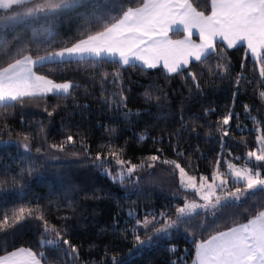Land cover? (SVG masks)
<instances>
[{
    "label": "trees",
    "instance_id": "16d2710c",
    "mask_svg": "<svg viewBox=\"0 0 264 264\" xmlns=\"http://www.w3.org/2000/svg\"><path fill=\"white\" fill-rule=\"evenodd\" d=\"M209 2L191 0L193 7L206 15ZM128 6L130 0H84L54 20L36 17L0 22V70L24 55L37 59V50L48 48L49 42L55 51L70 47L85 27L92 28L86 20L118 16ZM6 15L1 10L0 21ZM182 35L175 32L171 38ZM217 44L218 56H212L207 64L191 62L182 75L168 74L162 68H119L126 108L119 106V88L111 83V75L101 84L103 73L118 69L110 62L36 66L35 74L56 83L71 82L75 87L63 98L55 94L25 97L23 103L0 107V213L11 216L19 207L38 205L50 225L57 227L63 226L62 217L70 216L65 238L80 249L76 264H112L113 256L118 264H193L194 238L199 243L254 218L264 210V193L257 192L252 198L251 192L246 193L243 200L212 217L205 213L190 217L191 223H181L168 234L154 237L155 242L139 252L133 237L137 230L141 239H147L135 224L137 218L151 220V214L167 211L175 219L174 209L183 207L185 198L203 203L193 191L180 187L179 170L162 161H175L190 176L199 180L204 176L211 183L213 172L225 173L229 161L253 166L254 158L249 160L247 152L258 151L264 133L261 65L244 46L228 49ZM225 54L229 71L215 75V65ZM189 70L196 74L199 89L188 76ZM146 93L159 100H147ZM229 112L233 119L222 125L221 118ZM224 129L228 136L222 137ZM68 136L74 144L67 142ZM110 146L120 158L144 163V168L133 173L140 178L138 183H113L110 176L92 167L88 155L95 157L99 152L102 159L113 160ZM152 155L160 160L149 161ZM149 163L155 167L149 168ZM109 167L114 172L119 165ZM260 171L264 177V168ZM236 186L230 179L226 188L235 192ZM217 195L224 204L226 193L218 190ZM199 224L207 231L197 228ZM8 225L0 223V240L8 237L0 257L30 249L38 255L43 251L53 264H63L61 253L40 247V221L9 220Z\"/></svg>",
    "mask_w": 264,
    "mask_h": 264
},
{
    "label": "snow or ice",
    "instance_id": "6c2138e0",
    "mask_svg": "<svg viewBox=\"0 0 264 264\" xmlns=\"http://www.w3.org/2000/svg\"><path fill=\"white\" fill-rule=\"evenodd\" d=\"M82 3L83 0H0V10L8 13L0 22L29 17L54 20L60 14ZM130 3L131 6L123 8L118 16L94 17L86 20V24H92V28L85 27L81 38L70 47H62L59 51H55L49 42L48 48L37 50L36 60L29 55H24L23 59H16L15 63H9L7 67L0 70V107H12L13 102L23 103L25 97H43L48 93L61 98L71 95L70 90L75 87L73 83H56L44 76L36 75L33 66L89 61L95 64L110 62L118 66L117 71L111 74L103 73L101 84L108 81L111 75V83L119 88L116 93L121 102L119 106L126 108L127 97L123 95L122 74L119 68L124 66H139L142 69L161 67L166 69L168 74L182 75L183 70L193 60L207 64L212 56L219 55L217 38L220 45H226L227 48L246 46L253 61L261 65L259 76L264 83V55H262L264 53V0H210L207 15L205 11L193 7L191 0H130ZM174 28L176 32L183 30L187 33L183 40L173 41L169 38L168 33ZM194 29L200 43H194L192 40ZM41 51L45 54L40 55ZM215 69V75L224 76L228 73L229 63L226 54L220 56ZM188 76L194 86L199 89L200 84L196 74L189 70ZM236 86H240L239 77H237ZM145 96L149 101L159 100V97H152L148 93ZM259 96L264 100V91L259 92ZM245 108L246 111H250L247 105ZM125 115H131V113H125ZM232 119L233 113L229 112L221 118V124L228 125ZM221 136H228V130L224 129ZM145 138L147 137H140L141 140ZM67 142L75 143L72 136L67 137ZM259 143L262 147L258 151L247 152L249 160L254 158L253 166L241 169L235 164H227L234 184L237 185L235 192L228 191L226 188L228 181L223 173L214 171L212 183H208V178L202 176L201 183L197 186L196 178L188 176L185 169L178 163L162 161L164 164H172L174 169L179 170L180 187L185 190L191 189L203 203H197L194 200L189 202L185 198L184 206H177L174 209L175 219H172L167 211L151 214V220L147 217L143 221L137 218L135 224L138 229H143L147 237L146 240L141 239L139 231H133L134 241L138 245L137 251L154 243V237L168 234L171 229L178 228L181 223H191L192 221L188 219L190 217L198 218L204 213L215 216L216 212L240 201L246 193H252L249 198L254 197L257 192L264 193V177L260 171L264 168V137L260 138ZM23 147L26 151L28 150L27 144ZM82 147L87 154V147L84 145ZM221 147L223 148V143ZM60 150L63 149L60 148ZM37 151L40 150L37 149ZM110 154L113 157L111 162L107 156L102 159V154L99 152L95 157L88 155V160L93 168L102 170L105 176H110L113 183L122 186L127 182L138 183L140 178L133 173L138 168H144V163L137 165L120 158L117 152L111 151V146ZM147 159L156 162L160 160V157L152 155ZM110 164L119 165V168L113 172L110 170ZM148 167H155V163H149ZM217 189L221 193H226L224 204H221V196L217 195ZM229 197L232 199L229 200ZM129 215L131 216L132 213L130 212ZM70 219V216L62 217L64 223L60 227L55 224L50 225L38 205L19 207L11 216L0 213V223L7 226H10L9 220L13 223L25 220L40 221L39 226L43 229L39 241L40 247H49L51 251L61 253L63 264H76L80 258L78 246L65 238L69 234L67 222ZM196 227L207 231L204 224L196 225ZM7 240V236L0 240V250ZM193 243L197 257L193 264H264V210L259 211L247 223H241L227 231H220L199 243H196L194 238ZM172 250L175 251V249ZM24 254L28 257V264H41L42 260L44 264H53L43 251L39 252L38 258L37 253L29 249H20L19 253L12 252L9 256L0 257V264H17V258ZM111 260L112 264H118L115 256Z\"/></svg>",
    "mask_w": 264,
    "mask_h": 264
},
{
    "label": "rangeland",
    "instance_id": "374dc122",
    "mask_svg": "<svg viewBox=\"0 0 264 264\" xmlns=\"http://www.w3.org/2000/svg\"><path fill=\"white\" fill-rule=\"evenodd\" d=\"M83 1H84V0H83ZM30 18H32V17H29V19H30ZM24 19H28V18H24ZM35 60H36V59H35ZM34 66H35V65H34ZM34 66H33V71H34ZM35 67H36V66H35ZM163 70H164V69H163ZM261 137H264V133H261L260 138H261ZM5 144H6V143H3V145H5ZM260 147H262L261 144H260ZM258 154H259V152H258ZM228 163L235 164L237 168H241V169L245 168L246 166L250 167L249 165H239V164H236V163H234L233 161H229V162H227V164H228ZM187 174H188V173H187ZM223 174L228 176V177H225V176H224V178H226L227 181H228L227 185L229 184L230 179L233 181L232 174L228 171V168H227V167H226V172L223 173ZM188 176H190V175L188 174ZM185 179H187V177H185ZM233 182H234V181H233ZM196 183H197V186H199V184L201 183V180H199V179L196 178ZM208 183H211V182L208 181ZM217 183H218V181H217ZM187 190L192 191L191 189H187ZM218 190H219V189H217V193H218ZM219 195H220V194H219ZM244 197H245V195H243V196L241 197L240 201L243 200ZM222 202H224V201H222ZM197 211H199V209H198ZM216 213H217V212H216ZM205 214H208V213H205ZM208 215L212 217V215H210V214H208ZM29 250H30V249H29ZM19 251H20V250H19ZM19 251H18V253H19ZM31 251L34 252L33 250H31ZM8 256H9V255H8ZM37 256H38V258H39V255H38V254H37ZM17 264H28V257H27V255L24 254V255H21L20 257H18V258H17ZM41 264H44L43 261H41Z\"/></svg>",
    "mask_w": 264,
    "mask_h": 264
},
{
    "label": "crops",
    "instance_id": "0c3cea01",
    "mask_svg": "<svg viewBox=\"0 0 264 264\" xmlns=\"http://www.w3.org/2000/svg\"><path fill=\"white\" fill-rule=\"evenodd\" d=\"M1 11V10H0ZM176 27H181V26H176ZM176 31H175V28L172 30V31H170L169 33H168V36H169V38L170 39H172L171 38V34L172 33H175ZM180 33H182L183 35L181 36V37H177L176 39H172L173 41H175V40H183L184 38H185V36L187 35V33L186 32H184L183 30H181L180 31ZM193 37H192V40H193V42L194 43H200V41H199V39H198V37H197V35H196V30L194 29L193 30ZM217 43H220V41H219V38H217ZM225 47H226V45H224ZM240 46H243V45H238L237 47H240ZM236 47V48H237ZM245 48H246V46H244ZM227 48V47H226ZM228 49H234V48H228ZM246 50H247V52H249V50L246 48ZM250 55V54H249ZM251 56V55H250ZM252 58V57H251ZM253 59V58H252ZM33 60H35V59H33ZM192 62H196V61H192ZM190 65V64H189ZM188 65V66H189ZM36 66V65H35ZM35 66H34V68H35ZM187 66V67H188ZM157 68H161V67H157ZM163 69V68H162ZM164 71L165 72H167L166 71V69H164ZM173 74H175V73H173ZM37 75V74H36ZM50 94H53V93H48L47 95H50ZM20 250V249H19ZM19 250H16V251H14V252H18ZM11 253H9V254H7V255H5V256H8V255H10ZM5 256H3V257H5ZM197 259V257H196V252H195V258H194V260H196Z\"/></svg>",
    "mask_w": 264,
    "mask_h": 264
}]
</instances>
